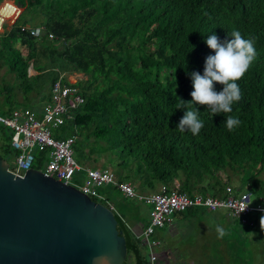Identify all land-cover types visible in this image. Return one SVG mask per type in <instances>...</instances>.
<instances>
[{
    "label": "trees",
    "instance_id": "16d2710c",
    "mask_svg": "<svg viewBox=\"0 0 264 264\" xmlns=\"http://www.w3.org/2000/svg\"><path fill=\"white\" fill-rule=\"evenodd\" d=\"M14 1L35 13L33 17L41 16L33 27L43 26L39 36L22 30L30 20L18 24L21 15L0 35V56L15 55L10 68L26 91L32 90V79L42 90L46 84L52 87L62 72L86 76L81 86L85 103L63 126L67 135H76L74 149L81 164L91 154L109 153L117 162L118 182L138 183L141 192L164 184L169 191L224 196L235 174L240 176L235 185L239 190L264 194V180L258 177L264 171V0ZM2 2L1 29L6 18L16 10L12 20L21 11L13 0ZM233 30L253 39L257 52L237 81L242 98L228 114L212 116L206 105L194 106L204 127L197 135L179 132L176 126L186 110L178 108L179 99L190 101L194 90L190 73L202 75L205 58L214 54L207 37L215 34L223 42ZM17 42L27 47V55ZM31 64L36 74L30 75ZM222 87L215 84L217 91ZM2 92L6 99L13 96L9 85ZM13 104L0 103V112L10 113L17 108ZM226 115L242 123L229 131L223 123ZM11 140L12 133L4 137L0 152L10 163L17 155ZM46 159V152L37 151L34 167L43 168ZM85 174L79 172L76 180ZM100 191L116 205L127 235L125 218L148 212L132 203L140 199L124 197L114 184ZM261 215L255 214L254 221Z\"/></svg>",
    "mask_w": 264,
    "mask_h": 264
},
{
    "label": "water",
    "instance_id": "95a60500",
    "mask_svg": "<svg viewBox=\"0 0 264 264\" xmlns=\"http://www.w3.org/2000/svg\"><path fill=\"white\" fill-rule=\"evenodd\" d=\"M10 165L0 156V264L125 263L116 212L38 168L17 175Z\"/></svg>",
    "mask_w": 264,
    "mask_h": 264
},
{
    "label": "built area",
    "instance_id": "2783aa9c",
    "mask_svg": "<svg viewBox=\"0 0 264 264\" xmlns=\"http://www.w3.org/2000/svg\"><path fill=\"white\" fill-rule=\"evenodd\" d=\"M5 1V0H4ZM14 1V0H13ZM14 4L15 1H14ZM19 15V14H18ZM7 21L2 24V29ZM43 26L33 27L24 25L22 30L30 31L39 36ZM84 74V73H83ZM66 79L68 81H66ZM77 83L69 80V74L62 72L52 84L50 98L40 110L28 107L15 108L8 114L0 112V123L11 130V146L17 155L10 165V170L17 175H24L29 169L35 168L36 152H46V163L40 170L46 175L54 177L66 184H71L85 194L94 197L99 202L116 212V207L107 194L100 191L111 184L118 187L126 198L140 199L151 205L150 219L142 236L150 248V260L153 263L157 255L155 247L161 244L153 235L157 228H163L171 221L172 216L191 208L202 207L209 211L226 209L243 224L255 225V214L262 213L264 208V194L259 202H254L253 192L250 189L236 190L228 185L225 195H204L195 193L169 191L167 185H160L159 190L153 193L139 192L131 182L117 180L115 171L110 167L93 168L81 164L73 154L76 135H67L63 126L73 118V112L85 103V96ZM79 172H85L83 180H76ZM247 205L245 210L241 209Z\"/></svg>",
    "mask_w": 264,
    "mask_h": 264
},
{
    "label": "crops",
    "instance_id": "0c3cea01",
    "mask_svg": "<svg viewBox=\"0 0 264 264\" xmlns=\"http://www.w3.org/2000/svg\"><path fill=\"white\" fill-rule=\"evenodd\" d=\"M14 6L16 8V4ZM8 18L4 21L8 22ZM42 106H35L31 109L40 110ZM232 186L240 191L235 185ZM138 191L141 192L140 190ZM157 191L142 193H153ZM149 219L150 209L141 217L130 215L125 218V222L129 228V234L127 235L126 233L127 253L124 264H246V261L254 262V259L257 260L255 262H258V264L263 263L264 242L261 241L258 255L255 254L254 250H249L250 257L248 259H246L247 256L242 257L241 254L234 252V250L232 254L230 247H232L233 242L229 241V239H233L231 235L242 233L246 236L244 232L235 231L231 226V223L234 221L238 222L239 220L234 218L226 209L213 212L202 207L175 213L165 227L155 230L153 236L159 239L161 244L155 247L157 258L152 263L150 260L151 251L148 253L150 248L142 236L146 222H149ZM239 222L241 225H247L241 221ZM256 223L258 221H255ZM218 226L222 228L226 226V229L231 230L229 239H226L229 243H226L224 239L222 241V237L218 236L216 230ZM254 242L259 244L255 241V238ZM252 246L255 247L254 245ZM234 247L237 246L234 245ZM216 249L223 261H216Z\"/></svg>",
    "mask_w": 264,
    "mask_h": 264
},
{
    "label": "clouds",
    "instance_id": "9594fccd",
    "mask_svg": "<svg viewBox=\"0 0 264 264\" xmlns=\"http://www.w3.org/2000/svg\"><path fill=\"white\" fill-rule=\"evenodd\" d=\"M227 35L231 38L225 39L223 42L215 34L207 37L206 44L214 54L205 58L202 75L198 71L190 73L194 89L190 93L192 99L190 101L179 99L178 102V108L186 109L176 126L181 133L187 130L193 135H197L204 127V122L198 118L199 109L194 106L206 105L212 116L228 114L233 111L232 105L242 98L237 81L247 72L255 60L257 52L254 40L244 38L240 31L233 30ZM216 83L223 86L222 90L215 89ZM223 123L229 131H232L242 121L238 117L226 115ZM246 207L247 205L241 211ZM259 210L264 213V208ZM259 224L261 231H264V215H261ZM216 230L219 237L226 234L222 227L218 226Z\"/></svg>",
    "mask_w": 264,
    "mask_h": 264
},
{
    "label": "rangeland",
    "instance_id": "374dc122",
    "mask_svg": "<svg viewBox=\"0 0 264 264\" xmlns=\"http://www.w3.org/2000/svg\"><path fill=\"white\" fill-rule=\"evenodd\" d=\"M2 3H0V5ZM16 5L21 10L19 12V15L16 16V18L10 20V18H13L14 13L16 11L15 10L14 13L9 16L8 19L10 21L7 19L8 22L4 25L3 29L0 28V35L6 31H9L21 15L22 16L19 19L18 24L24 23V22L30 20V22L28 24L31 26H34L42 20L40 15H38V16L35 15V17H33V14H35V13H33L30 10L25 11V7L24 6L20 7L18 5V3H16ZM24 11H25V13H24ZM22 13H24V14H22ZM27 19H29V20H27ZM0 44H1V38H0ZM15 46L18 47L24 55H27L28 49L26 46L21 45L20 42H17L15 44ZM14 57H15V55H13L11 53H6V55L3 57L0 56V103L7 104V102L11 103V101H13V103H14L13 105H15L17 108H23V107L34 108L35 106L40 107L41 105H43V103H45L49 100L50 94H51V87L46 84V86L42 90H40L39 87L35 84L36 81H34L32 79V81H30L29 83L33 85V88L31 91H26V86H24V84H22V80L19 79L17 73L12 71V69L10 68L11 59H14ZM36 73H37L36 70H33V69L30 70V75L36 74ZM85 78H86V76L83 73L73 72V73L69 74V80H71V82H73V83L79 82L78 86L80 88L83 85L82 80L84 81ZM6 85L7 86L9 85L13 89V93H12L13 96H11L9 99H6L7 93L2 92V88ZM10 134H11V130L9 128L6 127V128H4V130L0 129V152H1V148H2L1 145L3 143L4 137L6 138V136L10 135ZM92 140H93V138H92ZM102 143L104 144V142H102ZM86 151L88 152L89 148H87ZM73 154H74L75 158H78V153H77L76 149L73 150ZM10 161H12V160H10ZM81 162H85L84 165H86L87 167H94V168H99V169L104 168V167H110L115 171V173H116V170L118 168L116 160L110 159L109 153H105L103 155H99L97 153H94V154H91L90 157L83 158ZM11 163H13V162H11ZM245 175H247V173H244V178H245ZM258 177L260 179L264 180V171L261 174H258ZM232 178H233V180H232V183H230L231 185L239 184V182H240V176L239 175L234 174L232 176ZM137 184L138 183H134L136 188H137ZM256 187L257 186H255L254 188H256ZM145 192H152V191L146 190ZM256 195L253 194L254 202H259V198H260L261 194L258 196H256ZM132 203L141 205L144 210L151 209V205L145 203L142 200L133 201ZM233 221H234V219H233ZM239 221L238 222L234 221L233 223H231V226H232V228L235 229V231L244 232L246 234V236L243 235L242 233H238L237 235H231V237L233 239L230 240L229 237H230L231 230L226 229V226H225L223 229L225 230L226 234L222 237L221 240L223 241V239L226 240L228 238L229 241L233 242L232 247H230L231 253L233 254V250H234V252H238L239 254H241L242 257L247 256L246 259H248L250 257L249 250H254L255 254H257V255L260 252L259 248H260L261 241L264 242V231H261L259 222L256 223L254 226H250V225H241V223ZM240 236H242V237H240ZM235 237H237V238H235ZM254 238H255V241H257L259 244H256L254 242ZM229 241L226 240V243H229ZM239 244H240V246H239ZM234 245H236L237 247H234ZM252 245H254L255 247H253ZM217 251L218 250L216 249L215 250L216 261H223V260H221L222 257L218 254ZM149 252H150V250L148 251V253ZM255 261H257V260L254 259V262H249V260H248V261H246L247 263L246 262L245 263L246 264H251V263L252 264H258V262H255ZM262 262H263L262 264H264V251H263ZM214 263H215V261H214Z\"/></svg>",
    "mask_w": 264,
    "mask_h": 264
}]
</instances>
